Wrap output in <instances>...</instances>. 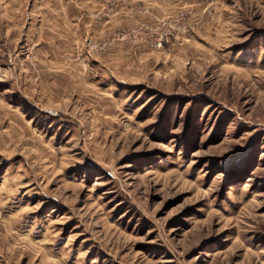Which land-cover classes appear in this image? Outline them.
<instances>
[{"label": "rangeland", "instance_id": "374dc122", "mask_svg": "<svg viewBox=\"0 0 264 264\" xmlns=\"http://www.w3.org/2000/svg\"><path fill=\"white\" fill-rule=\"evenodd\" d=\"M81 25L54 90L34 51L0 63L26 84L0 264H264V0H82Z\"/></svg>", "mask_w": 264, "mask_h": 264}, {"label": "crops", "instance_id": "0c3cea01", "mask_svg": "<svg viewBox=\"0 0 264 264\" xmlns=\"http://www.w3.org/2000/svg\"><path fill=\"white\" fill-rule=\"evenodd\" d=\"M81 2L82 0H0V63H6L8 59L27 61L34 51L36 55H32L30 60L37 61L36 69L29 76L39 79L43 87L54 90L53 85L61 83L58 78L62 77L61 69L64 68L66 58L59 53L64 51L62 47H65L66 38L71 41V50H75L79 41L78 35L82 31ZM19 53L24 56L20 57ZM72 54L69 61H75V53ZM58 65H61L58 71H54ZM25 68L28 70L26 64ZM15 82L10 78L0 81V98L10 107L13 105L16 108L14 102L17 104L18 100L15 92L22 90V86L26 84L21 83V80ZM24 96L29 98L26 94Z\"/></svg>", "mask_w": 264, "mask_h": 264}, {"label": "built area", "instance_id": "2783aa9c", "mask_svg": "<svg viewBox=\"0 0 264 264\" xmlns=\"http://www.w3.org/2000/svg\"><path fill=\"white\" fill-rule=\"evenodd\" d=\"M4 72H3V68L0 67V79H2L4 77Z\"/></svg>", "mask_w": 264, "mask_h": 264}]
</instances>
